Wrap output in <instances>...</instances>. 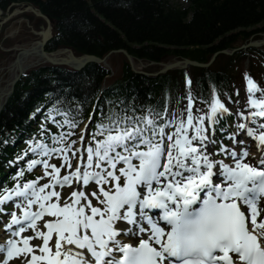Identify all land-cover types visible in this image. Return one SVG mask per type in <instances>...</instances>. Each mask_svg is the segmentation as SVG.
<instances>
[{
    "label": "snow or ice",
    "instance_id": "snow-or-ice-1",
    "mask_svg": "<svg viewBox=\"0 0 264 264\" xmlns=\"http://www.w3.org/2000/svg\"><path fill=\"white\" fill-rule=\"evenodd\" d=\"M245 79L247 101L228 97L235 112L213 90L195 115L189 92L179 116L109 114L87 141L88 124L77 134L81 121L49 114L60 131L41 124L9 166L33 158L0 188V264H264V88ZM226 115L237 117L227 144L216 135Z\"/></svg>",
    "mask_w": 264,
    "mask_h": 264
},
{
    "label": "trees",
    "instance_id": "trees-1",
    "mask_svg": "<svg viewBox=\"0 0 264 264\" xmlns=\"http://www.w3.org/2000/svg\"><path fill=\"white\" fill-rule=\"evenodd\" d=\"M9 1L0 0V5L4 7ZM91 1L125 38L99 21L85 0H33L53 17L57 40L56 44L51 41L49 47L67 45L77 52L100 55L108 49L126 46L134 55L156 60L171 53L202 59L213 50L227 46L243 31L215 44L224 33L264 22V0H189L193 11L190 17L191 10L172 7L167 0ZM132 44L139 47H132ZM124 76L125 88L130 92L136 90L140 96L156 85L157 78L133 76L128 68ZM98 78L94 64L73 73L57 67L33 71L17 84L0 115V148L6 131L22 122L43 92L79 95L84 88L95 91ZM87 100L85 97L80 102Z\"/></svg>",
    "mask_w": 264,
    "mask_h": 264
},
{
    "label": "rangeland",
    "instance_id": "rangeland-1",
    "mask_svg": "<svg viewBox=\"0 0 264 264\" xmlns=\"http://www.w3.org/2000/svg\"><path fill=\"white\" fill-rule=\"evenodd\" d=\"M34 24V23H33ZM40 22L38 20H36L35 24H34V29L36 30H39L40 29ZM5 23L2 25L4 26ZM16 26V23H10V21L8 22V26L5 25V33L8 32L10 29H13L14 27ZM31 39H34V36L33 34L30 32V29L26 26V24H22L20 26V29H19V34L18 36H14V38H12V41L13 43H16V42H25V41H28V40H31ZM13 57V54H10L8 56V59L6 60H0V79H4V80H7L8 79V71L5 69V66H6V63L11 60ZM120 61V57L117 56L114 60V61ZM118 65V64H117ZM145 69H155L154 66L153 67H147ZM244 72V71H243ZM242 72V74H243ZM176 111L179 113L180 110L179 109H176Z\"/></svg>",
    "mask_w": 264,
    "mask_h": 264
},
{
    "label": "bare ground",
    "instance_id": "bare-ground-1",
    "mask_svg": "<svg viewBox=\"0 0 264 264\" xmlns=\"http://www.w3.org/2000/svg\"><path fill=\"white\" fill-rule=\"evenodd\" d=\"M27 46H31V44H27ZM34 46H37V42H35L34 43ZM26 47V46H25ZM38 51H35L33 54H31V55H28V56H24L23 57V59H25L26 61H23V59H22V61L23 62H21V64L22 63H24V64H28V63H30L29 61L30 60H33L34 61V59L35 60H37V59H39V55H38V53H37ZM56 57H58V58H65L67 55H69V52H64V51H58V52H56L55 54H54ZM29 60V61H28ZM8 68V67H7ZM9 70L10 71H12V67H9ZM8 82V81H7ZM7 82L6 81H0V94L8 87V84H7ZM66 190V189H65ZM66 194V193H65ZM62 195H64V192H62Z\"/></svg>",
    "mask_w": 264,
    "mask_h": 264
},
{
    "label": "water",
    "instance_id": "water-1",
    "mask_svg": "<svg viewBox=\"0 0 264 264\" xmlns=\"http://www.w3.org/2000/svg\"><path fill=\"white\" fill-rule=\"evenodd\" d=\"M52 61V60H51ZM52 62H54V61H52Z\"/></svg>",
    "mask_w": 264,
    "mask_h": 264
}]
</instances>
